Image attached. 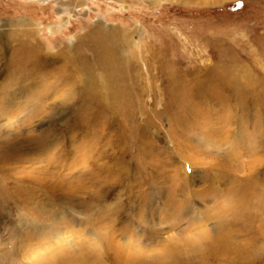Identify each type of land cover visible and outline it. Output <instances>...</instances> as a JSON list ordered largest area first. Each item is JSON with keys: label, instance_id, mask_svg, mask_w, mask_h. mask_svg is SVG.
<instances>
[{"label": "rangeland", "instance_id": "obj_1", "mask_svg": "<svg viewBox=\"0 0 264 264\" xmlns=\"http://www.w3.org/2000/svg\"><path fill=\"white\" fill-rule=\"evenodd\" d=\"M18 21L43 64L0 73L22 94L0 98V264H264V0H0V30ZM95 33L125 66L109 108L54 80L63 56L96 62ZM41 83L54 113L29 122Z\"/></svg>", "mask_w": 264, "mask_h": 264}, {"label": "bare ground", "instance_id": "obj_2", "mask_svg": "<svg viewBox=\"0 0 264 264\" xmlns=\"http://www.w3.org/2000/svg\"><path fill=\"white\" fill-rule=\"evenodd\" d=\"M147 1L155 2L157 0H147ZM176 1H181V0H176ZM191 1H193V0H191ZM36 30L37 29L35 28V26L33 24L27 23L26 21H18V22H15V24H13V23L7 24L6 28L0 30V73H2L6 78V81L3 84V86L1 87V89L2 88L9 89L12 86H16L17 84H20L23 81L26 82L25 80H27V81L30 80V82H35V81H32L31 78L32 79L35 78L34 73L36 74L38 72L37 70L40 68L39 67L40 64L41 65L43 64L42 61L39 64L36 63V61L38 60V58L40 56L39 44L36 41L37 37L35 35ZM95 34H96V38H95L96 40L87 45V52L89 50H91L92 52H94L96 54L97 60L95 63H93L94 65L86 58L87 53L85 54V50L80 51V52L78 51L76 53V59L77 60L72 59L71 54H69L67 56H63L64 58H63L62 68H64V76L65 77L64 78L61 77L62 79H60L59 76H56L54 78V80L58 81L59 84H62L64 86L66 85V87H73V89H76L77 87H82L85 90L91 91V93H92L91 96L93 98L96 97V100L99 103L97 106L102 107V108H109V107L113 106V104H114V101H113V103L109 104V99H116V98H118V96H120V91H119V87H118L119 84H118V86H116V84L118 83V81L116 83V80L118 79V77L121 78L120 74H121L122 64H120V59H119L121 56H119V53L117 52V49L115 48V46L113 44L107 45L105 43V40H103V38L101 39L97 33H95ZM2 41H3V43L5 42L4 46L1 45V44H3V43H1ZM7 46L12 48V53H13V55H15L13 57V59L10 58L11 60H9L8 62H7L8 59H5L6 57H3L5 55V50H7L6 49ZM4 59L6 60V62H4ZM48 60H49V58L47 59L46 63L48 62ZM2 62L4 63V65H1ZM25 63H28L30 65H24ZM29 66L31 68L29 71H27L25 68H27ZM123 66H122V68L125 67V66L124 67ZM95 69L102 70L103 72L101 71L102 73L101 72L99 73V72L95 71ZM123 74H124V72H123ZM124 75H126V74H124ZM246 85H248V84H246ZM249 90H251V89H249ZM41 91L43 93H40L38 95L37 94H32V95L28 94L27 96H24L25 94H23L24 97H22V98L27 97V100H28L26 103L28 104L29 110H30V113H28V115H27V117L29 118V122L30 121L32 122L33 120H35L37 118L44 117L43 115H45L46 112H48L49 114L54 113L55 106L51 107V106H49V104L56 99L55 96H52V93L56 92L55 87L53 85H51L50 83L48 86L41 83ZM225 91H227V89H225ZM2 92L3 91H0V98L5 100L4 102H6V103H7V100H9V99L12 102L17 101L22 96V94H17V95L15 93H14V95L9 94V91L8 92L6 91L7 93L3 92L4 94H1ZM131 93H129L128 95H131ZM195 95H194V98H195ZM132 96H134V95H132ZM243 96H245V95L243 94ZM49 100H52V101H49ZM19 102L21 105L23 101H19ZM38 102H42L44 104V107L42 105V108H40L38 105H40L41 103L38 104ZM47 103H49V104H47ZM1 105H2V103H1ZM2 107H4V106H0V109H2ZM23 109L24 108L22 106L18 107V104H17L12 109L13 110L12 115L16 114V113L23 112L24 111ZM6 110H7V108H6ZM64 114H65L64 111L58 113L59 116H63ZM228 117H230V116H228ZM2 118H4V116L0 112V119H2ZM23 146H25V145H23ZM9 149H8V151H9ZM13 149H15V148H13ZM16 149H17V147H16ZM6 154L7 153H5L3 155V152L0 149V169L5 168L6 166H11L16 161L15 157H13L14 155L9 154L10 156H7ZM17 154L19 155V153H16V155ZM22 156H24L25 158H22L23 160L21 162H18V163H24L27 161H29V162L32 161V160L31 161L28 160L31 158H27V156H30V154L27 156H25V155H22ZM39 172L40 171H37V169H31L29 172H25L24 176H21V177L14 176L13 177L14 183H16L15 180L17 178H18L17 182L22 184L21 186H25V187H26V185L29 186L28 183L35 184L37 182H40L41 180H43V178H46L47 174H46V172L44 174H39ZM1 173H2V171H0V179L2 181H4V180L7 181V175L1 174ZM73 173H75V172H73ZM1 188L3 189L2 193L6 191L7 186L5 185V183L4 184L0 183V189ZM28 189H31V188L29 187ZM253 190H255V189H253ZM16 193H19V192H16ZM27 194H29L28 191H27ZM254 197H256V195ZM3 198H4V195L0 194V200ZM255 245L257 246V244H255ZM55 264H56V262H55Z\"/></svg>", "mask_w": 264, "mask_h": 264}]
</instances>
